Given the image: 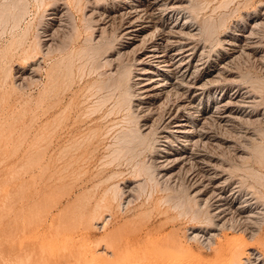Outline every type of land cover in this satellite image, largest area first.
<instances>
[{
    "label": "rangeland",
    "instance_id": "374dc122",
    "mask_svg": "<svg viewBox=\"0 0 264 264\" xmlns=\"http://www.w3.org/2000/svg\"><path fill=\"white\" fill-rule=\"evenodd\" d=\"M85 1L77 0L76 8L74 0H0V83L3 85L2 87L0 84V264H47L45 261L40 262L41 252L38 245L41 242L47 244L55 240L56 249L59 251L67 247L71 241L73 242L71 247L78 248L82 243L80 240H83L81 234L85 231L83 225L86 224L106 189L109 190L113 188L112 186L119 189L131 181L137 184L143 182L140 187H136L138 190L135 188L133 204L126 211L116 208L119 203V195L117 196V200L115 199L112 203L117 219L113 225L107 227L106 232L113 230V227L118 228L115 245L117 249H123L124 253L117 258L110 256V253H104L103 237L106 233L101 231L102 224H98V229L88 230L90 234L86 239L93 256L104 257V264L138 263L139 257H146L147 252L136 254L134 251H147L149 244L162 245L168 241L169 237L174 236L179 239L180 244L189 246L205 261L214 260V249L199 247L187 239L188 232L191 231L189 227L194 224L190 219L194 210L196 212V208H193L195 205L183 195L186 194L185 184L182 182L183 171L177 173L171 182L160 181L161 179L157 178L158 175L153 171L148 174H152L151 177L143 171L140 175L138 171L141 165V168L147 167L150 165L149 161L154 159L152 157L155 153L152 151L155 152V150L152 141L156 138L151 135L146 141L147 145L143 142L140 146L141 141L133 137L131 128L138 123L142 125L146 122L149 125L155 115L143 111L137 113L136 117H131L132 109H129L131 99L125 95L124 91L127 86L124 83L128 81L126 78L130 79L131 74L128 75L126 72L123 77L127 76L123 79L120 78L122 74L119 73L128 67V70L130 69L132 53L121 56L116 52L121 48L123 39L119 40L118 33L112 29L113 27H106L102 37L104 40L101 38L95 44L87 38L92 32H89L84 13L88 15L93 9V2L96 3L97 0H90L92 1L90 5H86ZM104 1L99 2L103 3L105 8L115 6L112 0H106V3ZM181 2L184 9L179 10V20L190 21L189 24L192 25L195 33L194 40L192 39L191 42L197 44L199 53L202 51V61H211L212 64L215 62L218 64L221 54L225 53L223 50L225 44L221 45L219 41L235 37L241 31L240 29H249L252 21L258 24L252 32L254 37L250 39V42H258V54L256 56L245 53V55H237V58L232 59L231 64L229 63L226 67L230 76H221L218 79L219 83L215 82L216 84L209 86L207 96L196 98L194 102L195 105H200L201 111H204L213 107V103L221 98L230 97L233 93L242 95L243 91L247 101L254 100L251 101L250 107L247 104L236 108L241 114L237 119L232 118L224 122L209 121L207 124L209 129L206 126V132L214 136L215 141L204 145L202 150L214 154L217 157V164L229 167V174L233 176L234 182L243 185L244 189H250L252 193L255 192L256 196L264 200V154H262L264 153V0H181ZM15 3L18 10L13 9L16 7ZM195 7L196 9H193ZM6 8H10L7 12L17 11L22 16H19L17 26L10 16H6L7 12L4 10ZM51 16L60 17V26L58 21L55 23L54 19H51ZM260 18H263V21ZM164 21L167 22V19L162 20ZM205 29L210 32L213 30L212 36ZM44 30L48 33L52 32L53 39V46L48 50L50 52L47 51L49 54L46 52L45 56L43 55L45 50L38 52L34 49L37 48L34 41L36 32L42 35ZM93 35L97 36L98 33ZM25 48L28 53L26 56L22 54ZM30 51H34L33 54ZM87 53L88 56H85ZM80 54H83V57ZM39 56L45 58L37 84L17 87L13 83L16 69L22 66L27 67L26 61L34 60V57L40 61ZM105 59L112 60L115 74L107 73L110 62L108 66ZM59 60H62L61 64ZM92 61L93 64L95 63L93 66ZM6 71H10V74ZM99 74L102 75L99 76ZM49 75L52 79L48 78ZM117 78L119 84H122H118ZM46 88L49 90L46 91ZM162 100L163 98L156 102V108L164 107L165 103ZM133 102L137 104L135 99ZM115 104L118 106L115 107ZM134 104L133 109H136ZM125 114H128L130 119ZM134 114H136L135 111ZM133 119L136 121L135 124ZM129 130L132 131V136ZM99 135H102L101 138ZM154 136H156L155 132ZM151 137L153 140H149ZM120 138L122 140L126 138V145ZM130 141L131 146L127 145ZM178 145V141L172 142L169 149L174 151ZM151 153L152 156H150ZM120 154L122 157L119 156ZM116 155L118 159L115 158ZM110 194L109 190L108 196L106 195L108 199L111 197ZM179 204L181 207H177ZM123 205L122 207L126 206ZM187 212L190 214L187 215ZM202 217L203 215L200 214V219ZM250 245L253 244L250 243ZM258 248L264 253L263 245H258ZM178 249L179 247H175L173 251L177 258L183 259H179L182 264L183 262L194 264V261L191 263L192 258L186 255L180 256ZM78 250L73 254V258L81 257L80 259L84 262L90 258V253L86 254L88 250L84 249L88 251L86 253L82 252L83 249L78 248ZM80 253L84 254L80 255ZM85 254L87 257H84ZM81 260L80 264H85ZM144 262L149 264L151 260ZM175 262L177 261L170 260V264ZM202 262L199 264H214V262L215 264H232V261H221V259L211 263Z\"/></svg>",
    "mask_w": 264,
    "mask_h": 264
},
{
    "label": "bare ground",
    "instance_id": "6f19581e",
    "mask_svg": "<svg viewBox=\"0 0 264 264\" xmlns=\"http://www.w3.org/2000/svg\"><path fill=\"white\" fill-rule=\"evenodd\" d=\"M75 1H76V4H74V6L77 8L76 6L77 0H74V2ZM82 1L83 0H81V2ZM92 1L86 0L84 3L86 5H90ZM99 1L100 0H97L96 3H94L95 1L93 2V9L90 13H88V15L84 13L85 20L88 22V24L87 23L86 24L89 25V27L87 26L89 29V32H92L91 36L87 38H89L95 44L99 42V40L103 37V32L106 30V27L108 26L109 28L113 27L112 29H114V31L118 33L119 40L120 38L123 39L121 48L116 52L118 54H121V56H123V54L126 55L127 53H132L131 55L132 64L130 63L132 68L130 67V69L128 70L129 68L128 67L122 73H119V74H122V76L120 77L119 75V77L123 79L127 76L126 75L125 77H123L126 74V72H128L127 73L128 75L131 74L130 79L129 77L126 78V80L128 79L127 83H124L125 85H127L126 90H124L125 95L126 96L128 95L129 98L131 99V102L129 103L130 104L129 109L130 110L132 109L131 117L134 118L136 117V115L139 114V112H143V111H148L155 115V117L152 120V123H150L149 125H147V123L144 122L142 125L138 123L136 124L138 126L135 125L136 126L135 127L133 125L134 128H131L133 129V133H134L133 137H136L137 139H139V141H141V143L139 144L140 146L143 144V142L146 143V141H148L147 140L148 137H150L151 135L152 137L156 138V140L152 141L154 142L153 149L155 150V152L152 151V153H155L156 157L155 156L152 157L154 159H151L149 161L150 162L149 166L147 167L144 166L141 168L142 166L141 165L138 171L140 175H142L141 174L142 171L143 173L147 175L153 171L154 173L158 175L157 178L161 179L160 181H167V182L168 181L171 182V179H173V177L176 176L177 173L179 172L181 173V171H183L182 173L183 181L182 182L185 184L184 187L186 188L185 190L186 194H183V193L182 194L184 195V197L186 196V199H188V201L189 199L191 200V202L196 206V207L194 206L193 208H196V212H197L196 213L195 210L193 209L196 214L193 212L192 218L191 219L189 218L194 224H192V226L189 227L191 231L188 232L189 236L187 237V239L189 240V242H192L193 244L199 247H207L209 250L214 249L215 251V255L213 258L214 260L205 261L203 258H201L199 254L193 252L189 246H184L180 244V241L179 239H177V237L175 238L174 236H171L168 238V241L162 245L149 244L147 251L146 250L140 251V252H137V250L134 251V253L136 254H142L143 252H147V256L146 257L140 256L139 257L140 260H138V263H133V264H143L144 261L147 262L149 259L151 260V263L149 264H170L171 259L174 261H177L174 264H182V262L180 261L183 259L180 257L177 258L176 255L174 254L173 250L175 247L176 248L179 247L178 250L180 252V256L186 255L189 258H192L191 263H193L194 261V264L203 263L202 261L211 263L218 259H221V261L222 260L232 261V264L233 263L235 264H264V253L261 252V250L258 248V245L264 246V200L261 197L256 196L255 192L252 193L250 189H247V188L244 189L243 185L234 182L232 178L233 176L229 174L230 168L227 167L226 165L225 167L221 164H217V157H215L214 154L207 153L202 150V147L204 145L211 144L213 141H215V139L213 138L214 136L212 137L209 133L206 132L207 130L206 126L208 122L211 120H218L220 122H224L225 120H230V119L232 120V118L237 119L238 116L241 114H239L236 108L246 106L247 104H249V107H250V103L253 99L251 101H247L245 99V96L243 95L245 93L244 91L242 95L240 93L239 94L233 93L232 95H230V97L221 98L219 101H216L215 103H213L214 104L213 107L207 108L204 111H201L199 107L200 105H195V102H194L196 98H202L205 95L207 96V93H209V86H213L215 82H218V79L221 76H225V77L230 76V74L227 72L228 68L226 69V67L230 62H232V59H234L237 55H242L245 53L249 56L250 55L256 56L258 54V51H257V48L259 46L258 42L257 43L250 42L251 37H254V35H252L253 34L252 32L258 24L256 23V21H252L251 26L249 24L250 26L249 29H240L241 31L237 33L235 37H230L228 39H224V40L222 39L223 41L222 40L219 41L221 42V45L222 43L225 44V47L223 49L225 53L224 55L221 54L222 57L219 59L218 64H215L216 63L215 61H214L215 63L212 64L211 61L210 62L202 61L203 60L201 59L203 55L202 51H200L201 53H199L197 44L191 42L195 36V33H194V30L192 29V25L189 24L190 21L185 19V21L181 22V20H179V17H180L179 10L184 9L183 3L181 2V0H112L115 6L110 7V8L103 7V3ZM79 3L80 2H78V4ZM15 6H16L15 7L16 9L14 7L13 9L18 10L19 8L17 9V4ZM85 7L86 6H84V8ZM84 8L82 7L83 10ZM8 9L10 8H6L4 10H6L7 12ZM193 9H196V7ZM54 10L56 11V9ZM3 13H2V17H3ZM176 14L177 16H175ZM7 15L10 16L11 19H13L12 20L13 23L16 24L17 26V23L19 21V16H20L19 12L8 11L6 16ZM51 17H52L51 19H54L55 23L58 21L57 22L58 26H60V22H61L60 17L59 18L55 16H51ZM163 19H167V22L165 21L162 22ZM260 19L261 21H263V18H260ZM84 27H86V25ZM207 27H210V26L207 25ZM206 29L208 30V28ZM52 31L54 30L52 29ZM86 32L87 31H85V33ZM207 32L211 33L213 32V30L211 32L210 31H207ZM93 33H98V35L94 36ZM105 35H107V33ZM210 35L212 36V33ZM34 41H36V47H37L34 49H36V51L38 52H42L45 50V52H43L45 53L43 54L45 56L46 52L53 46L52 45L53 44L52 32L48 33V31L44 30L42 32V35H39L36 32V40ZM100 46L102 47V45ZM100 48H97V49L99 50ZM31 50L33 49L31 48ZM33 52L31 53L33 54ZM77 52L76 54H78ZM23 53L25 54L24 56H26V54H28L27 49L24 50L22 54ZM205 53L207 54L206 51ZM22 54H21V57H22ZM106 55L104 56L106 57ZM129 55L130 54H128V56ZM85 56H88V53ZM262 56L263 55H261V57ZM39 57L41 58L40 61L38 58L35 59L34 57V60L30 59V62L26 61L28 63L27 64L28 66L25 64L27 67L22 66V68L20 67L16 69L15 76H13L14 77L13 83H15L17 87L21 88V87H24L25 85H28L27 87H29V84H33V85L34 83L37 84V82L39 81L40 71L43 67V60L45 58V57L42 58L41 56ZM59 61H58V64H59ZM111 61L110 59H105V62L107 65L110 62L109 71L107 72L108 74L113 73V70H114L113 67H115L114 65L112 66ZM61 62L62 60L60 61V64ZM208 63H211V64L208 65ZM94 64L92 61V66ZM229 70L231 71V69ZM9 72L6 71V73L10 74ZM101 75L102 74H99V76ZM52 76H53V73H52ZM52 76L49 75L48 78L50 77L52 79ZM7 81L9 82V80ZM48 82L51 83L50 81ZM118 84H119V79H118ZM1 86L3 87L2 84ZM114 86L115 85H113V87ZM49 88L51 89V87ZM13 89L15 90V88ZM90 89H92V87ZM47 90L49 89L46 88V91ZM122 96L123 98H125L124 95H121V97ZM161 98H163L162 102L165 103V105L162 103L164 106V107L161 106L162 109H160L158 106L156 108L155 104ZM134 99L137 102L136 105L133 102ZM133 104L136 106V109L135 108L133 109ZM116 106L118 105L115 104V107ZM122 106L125 107L124 105ZM122 106L121 108H123ZM134 111L136 114H134ZM118 112H119V109H118ZM127 115L125 114V116ZM129 119H130V116H129ZM255 119H256V116H255ZM124 120L126 119L124 118ZM254 121H257V120H254ZM133 122H134L133 124H135L136 121H134L133 119ZM129 123L130 125H132L131 122ZM154 126H157L156 127L157 130L156 128H154ZM128 132H130L131 133L130 136H132L133 134L132 131L129 130ZM154 132L156 136H154ZM130 136L129 138H132ZM152 137L149 138V140L150 139L153 140ZM126 138L124 140L120 138L122 141L125 142L124 145H126V141H127ZM121 140H120V143L122 142ZM175 141H178L179 145L176 146L177 148L175 147L176 150L172 151L169 149V146L171 145L172 142H175ZM130 142L127 143V145L129 144L131 146L132 142L131 143ZM211 147L213 146L211 145ZM239 152L242 153V151H239ZM152 153L150 156H152ZM118 154H119V151H118ZM117 155L115 158H117ZM119 156H121V154ZM151 176L152 174L148 175V177H151ZM141 182L137 184V182L131 181V182L125 183L124 186L121 188L119 187V189H117L118 187H115V186H112L113 188L109 186V188H111L109 189L111 191V194H110L111 199L110 198L108 199L107 193L109 190L106 189L107 191L104 193L103 197L100 200H98V202L96 203L92 211L91 216L89 217V219H87L86 224L83 225L85 231L82 232L81 234L83 240H80V242L82 241V243L81 244L79 243L80 245L77 244L79 245L78 248L83 249V250L86 249L89 251V252L86 250L82 251L84 253L88 252L86 253L87 255L90 253V258H88L87 261L86 260L85 262L84 260L82 261L80 259L81 257L73 258L74 257L73 254L75 253L76 250H78V248L71 247L73 246L72 241L69 243L67 247L63 248L62 251H59L56 249L57 247L55 246L54 239H53L54 241L49 242L47 244H44V242H41L38 245V248L41 252V257H40L41 261L40 260L39 261L40 262L45 261L47 262V264H80V260H81L85 264H104V260H103L104 257L100 258L97 256H93L92 250L88 246V243L86 240L87 236L90 234V231L88 230L90 228L91 229L93 228L96 230L98 229V224H102L100 227L101 231L106 233L108 230L107 227L110 225H113L117 219V213L116 211H114L115 207H114V204L112 203L115 201V199L117 200V196L119 195L118 196L119 203L116 206V208L122 211L123 209L125 211L129 209V206L133 204L132 202L134 200L133 199L134 191H136L135 188L140 187L142 185ZM184 187H182V189ZM181 202L180 204L183 203ZM123 204L126 206L122 207ZM180 204L177 207H181ZM189 212H187V215L191 213ZM200 214L203 215L202 217L203 220H201L202 218L200 219ZM117 229H118L117 227L115 228L113 227V230L106 233L105 236L103 237L104 253L106 254L110 253V256H113L116 258L119 257L122 253H124L123 249L119 250L117 249L115 245ZM150 243H152V241H150ZM250 243L253 244L254 246L250 245ZM83 254L80 253V255H83ZM86 254L84 255V257H87ZM116 261H119V263L121 262V260H116ZM184 263L185 262H183V264Z\"/></svg>",
    "mask_w": 264,
    "mask_h": 264
}]
</instances>
